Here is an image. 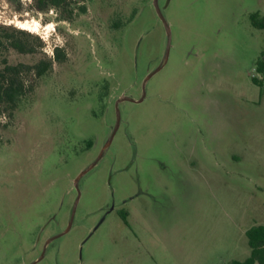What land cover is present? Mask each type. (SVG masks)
Listing matches in <instances>:
<instances>
[{
    "label": "rangeland",
    "instance_id": "obj_1",
    "mask_svg": "<svg viewBox=\"0 0 264 264\" xmlns=\"http://www.w3.org/2000/svg\"><path fill=\"white\" fill-rule=\"evenodd\" d=\"M158 6L169 47L153 0H0L1 58L51 62L22 74L33 89L0 116V264L249 256L245 232L264 224V29L250 14L264 0ZM122 97L135 101L118 104L105 147Z\"/></svg>",
    "mask_w": 264,
    "mask_h": 264
},
{
    "label": "trees",
    "instance_id": "obj_2",
    "mask_svg": "<svg viewBox=\"0 0 264 264\" xmlns=\"http://www.w3.org/2000/svg\"><path fill=\"white\" fill-rule=\"evenodd\" d=\"M39 10L49 8H60L66 4L67 0H35ZM250 20L253 26L264 29V15L260 17L258 13L250 14ZM0 42V52L2 47ZM8 45L19 52H28L29 49L16 39H8ZM54 58L59 60V49L54 48ZM51 67V62L40 60L34 64L18 62L15 64L8 63L6 59L0 56V116L4 110L12 111L19 99L33 89L32 85H27L22 78V74H33L40 77L45 74ZM256 69L262 74L264 79V60L256 62ZM253 82L260 84L256 78ZM247 243L250 248V254L243 260L233 259L227 264H264V224H255L249 227L246 232Z\"/></svg>",
    "mask_w": 264,
    "mask_h": 264
},
{
    "label": "water",
    "instance_id": "obj_3",
    "mask_svg": "<svg viewBox=\"0 0 264 264\" xmlns=\"http://www.w3.org/2000/svg\"><path fill=\"white\" fill-rule=\"evenodd\" d=\"M153 5H154V7H155V9H156V12H157L158 16L162 19V21H163V23H164V27H165V29H166V31H167V34H168V47H169V43H170V30H169V27H168L166 21L164 20L163 15H162V13H161V11H160V8H159V6H158V0H153ZM158 69H159V68H157V69H155L154 71H152L151 73H149V74L146 76V78H145V80H144V83H145L146 80H147L149 77H151V76H152V75H153ZM123 100L135 101V100L132 99L131 97H122V98H119V99L116 100V102H115V106H116V116H117V121H116V125H115V127H114V129H113V131H112L111 137H110V139L108 140V142L106 143L105 147L109 144V142H110V140H111V138H112V136H113L115 130H116L117 127H118V123H119V108H118V104H119L121 101H123ZM141 100H142V98L140 97L137 101H141ZM93 164H94V163H93ZM93 164H92V165H93ZM92 165H91V166H92ZM91 166H89V167H87L86 169H84V170H83L82 172H80L79 175L75 178V180H74V186H75L76 188H78V180H79V178H80V177H81V176H82V175H83V174H84V173H85V172H86ZM79 195H80V193H79V191H78V194H77V197H76V200H75V202H74L73 209H72V217H73V213H74V211H75V207H76L77 201H78V199H79ZM71 222H72V220H70V223L68 224V226L66 227V229H65L63 232H61V233H59V234H57V235L51 237V238L48 240V242H50V241H52L53 239H55V238H57V237L63 235L64 233H66V232L69 230L70 226H71ZM34 263H35V262H32L31 264H34Z\"/></svg>",
    "mask_w": 264,
    "mask_h": 264
},
{
    "label": "bare ground",
    "instance_id": "obj_4",
    "mask_svg": "<svg viewBox=\"0 0 264 264\" xmlns=\"http://www.w3.org/2000/svg\"><path fill=\"white\" fill-rule=\"evenodd\" d=\"M39 21H29V20H24V21H19L18 23V26L23 28V29H27V30H32V31H35L38 29L39 27Z\"/></svg>",
    "mask_w": 264,
    "mask_h": 264
}]
</instances>
